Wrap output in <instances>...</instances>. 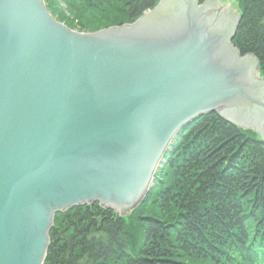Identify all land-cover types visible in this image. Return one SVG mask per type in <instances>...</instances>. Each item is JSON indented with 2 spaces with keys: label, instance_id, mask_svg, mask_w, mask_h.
Segmentation results:
<instances>
[{
  "label": "water",
  "instance_id": "95a60500",
  "mask_svg": "<svg viewBox=\"0 0 264 264\" xmlns=\"http://www.w3.org/2000/svg\"><path fill=\"white\" fill-rule=\"evenodd\" d=\"M224 0H160L81 32L45 0H0V264H45L58 211L130 214L182 128L203 115L264 140V76Z\"/></svg>",
  "mask_w": 264,
  "mask_h": 264
},
{
  "label": "trees",
  "instance_id": "16d2710c",
  "mask_svg": "<svg viewBox=\"0 0 264 264\" xmlns=\"http://www.w3.org/2000/svg\"><path fill=\"white\" fill-rule=\"evenodd\" d=\"M160 0H45L72 29L93 6L114 24L134 22ZM200 3L205 0H198ZM233 39L264 76V0H237ZM102 3V4H101ZM209 113L184 126L164 155L155 185L128 216L100 203L55 215L45 264H264V140ZM155 205V211L147 207ZM134 219V223L131 221Z\"/></svg>",
  "mask_w": 264,
  "mask_h": 264
},
{
  "label": "rangeland",
  "instance_id": "374dc122",
  "mask_svg": "<svg viewBox=\"0 0 264 264\" xmlns=\"http://www.w3.org/2000/svg\"><path fill=\"white\" fill-rule=\"evenodd\" d=\"M224 1H226L230 5H232L236 10L239 11V13L241 12V8L239 7V3H238L237 0H224ZM57 6H58L59 10H63L64 11V13L66 14V17L74 18V20H76L77 28L75 30H78V31H81V32H93L92 30H95L97 28H102V27H105V26L112 25V24H114V21H115V18H116L113 13H110L108 18H105V16L103 14H101L99 11H96V10H100L101 7L94 8L93 6H91L89 8H86L85 10H81L80 9V11H81L80 13H73L72 14L71 12L65 10L63 5H57ZM114 26H116V25H114ZM243 129L244 130H252L254 132L253 135L255 137H257V138H261L262 137L257 131H255L253 129H245V128H243ZM163 160H164V158H163ZM154 183H155V181H153L152 188L155 185ZM144 199H143V201H144ZM147 208L149 209V211L152 210V211H155L156 213H158V211L156 210L155 205L149 206ZM60 212H63V211H58L57 213H60ZM128 215H126V216H128ZM54 222H55V220H54ZM131 223H134V219L131 221Z\"/></svg>",
  "mask_w": 264,
  "mask_h": 264
},
{
  "label": "bare ground",
  "instance_id": "6f19581e",
  "mask_svg": "<svg viewBox=\"0 0 264 264\" xmlns=\"http://www.w3.org/2000/svg\"><path fill=\"white\" fill-rule=\"evenodd\" d=\"M161 163H162V162H161ZM161 163H160V165H161ZM160 165H159V166H160ZM158 168H159V167H158ZM157 170H158V169H157ZM154 180H155V178H154ZM72 208H73V207H72ZM70 209H71V208H70ZM68 210H69V209H68Z\"/></svg>",
  "mask_w": 264,
  "mask_h": 264
}]
</instances>
